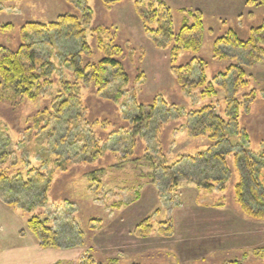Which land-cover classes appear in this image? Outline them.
<instances>
[{
  "label": "rangeland",
  "instance_id": "374dc122",
  "mask_svg": "<svg viewBox=\"0 0 264 264\" xmlns=\"http://www.w3.org/2000/svg\"><path fill=\"white\" fill-rule=\"evenodd\" d=\"M163 1L171 10L174 31L184 21L191 22L190 12L202 14L204 32L198 53L181 50L173 60L169 50L156 47L135 13V0L112 5L104 0H0V48L16 50L26 23L47 25L67 14L80 18L88 9L86 42L91 56L79 63L96 65L103 58L100 29L103 45L120 49L116 59L128 78L126 85L111 86L102 95L93 83L81 89V114L100 156L91 164H69L66 171L52 170L53 158L40 156L32 120L50 108L60 81L72 79V69L60 62L68 44L58 45L61 53L50 46L40 48L43 54L56 53V59L50 85L44 86L36 100L0 83V138L9 139L12 153L0 164V173L8 177L21 173L25 179V163L37 169L39 159L50 163L44 172L52 171L43 205L28 208L30 203H26L33 198L27 195L19 197L24 206L7 205L0 198V264H79L87 256L97 264H224L234 260L264 264V220L249 218L238 208L234 188L239 178L232 155L225 157L230 173L221 184L211 182L205 188L202 184L203 179L223 177L215 160L195 166L180 163L178 169L186 175L169 192H164L169 179L161 173L154 177L159 160L171 166L180 157L204 153L209 146L205 139L187 134L188 113L205 106L223 113L220 90L214 96L202 95L201 90L184 92L171 67L201 60L207 81H212L238 63L236 58L215 59L214 42L228 31L248 40L251 29L264 24V6L248 5L246 0ZM245 71L246 86L237 99L250 92L256 97L249 112L241 109L238 123L248 133V149L259 154L264 153V61ZM228 151L227 144L220 149L222 154ZM33 217L59 234L58 248H39L27 230ZM147 218L151 232L137 237L135 227ZM167 221L173 231L162 237L158 225Z\"/></svg>",
  "mask_w": 264,
  "mask_h": 264
},
{
  "label": "trees",
  "instance_id": "16d2710c",
  "mask_svg": "<svg viewBox=\"0 0 264 264\" xmlns=\"http://www.w3.org/2000/svg\"><path fill=\"white\" fill-rule=\"evenodd\" d=\"M104 1L107 5H112L122 0ZM246 4L264 6V0H246ZM134 10L145 32L153 37L156 47L169 50L171 59L174 60L181 50L192 53L200 51L204 32L200 12H190L191 22L184 21L180 28L174 31L171 10L163 0H135ZM90 19L91 13L85 9L80 18L67 14L58 16L54 22L47 25L26 23L20 29L21 43L16 50L0 48V83L14 87L21 96L34 101L40 96L44 86L50 85L48 78L56 59V53L43 54L40 48L50 46L61 53L63 50L58 45L68 44L60 62L72 69V79L60 81L59 90L50 108L37 114L32 120V126L37 131L34 143L40 146V156L45 154L53 158L52 170L66 171L67 165L72 163L91 164L100 156L98 143L81 114V89L93 83L98 94L102 95L111 86L120 88L128 82L122 64L116 59L121 53L120 49L104 46L100 29H97V33L103 58L96 65L81 66L79 63L82 57L91 56L90 47L86 42V28ZM213 50L215 59L236 58L238 63L227 67L224 73L218 74L210 82L206 79L201 60L193 59L184 66L171 67V72L182 91L190 93L201 90L202 95L214 96L218 89L224 95L223 113L214 106H205L186 115L187 134L191 138L205 139L209 146L204 153L180 157L171 166L159 160L154 164V177L161 173V176L169 179L164 191L169 192L186 175L178 169L180 163L188 161L195 166L201 163L209 164L211 160H215L223 177L203 179L202 184L204 188L211 182L221 184L230 173L225 157L232 155L233 166L239 178L234 188L238 208L249 218L264 220V153L255 154L248 149V133L241 130L238 123L241 109L249 112L256 96L254 92H250L240 100L237 99L239 90L246 86V68L264 61V24L252 28L246 41L240 40L233 31H228L214 42ZM160 103L166 110L165 102ZM155 106L156 104L149 111L153 112ZM138 110H141V107H138ZM166 112L169 113L167 110ZM160 124L158 123V126ZM224 144L229 145V151L222 154L220 149ZM9 146L7 137L0 138V164L11 156ZM39 160L41 166L37 169L30 168L28 161L25 163V179L21 173L14 177L0 173V198L4 204L15 203L20 206L19 197L24 195L33 198L32 202L26 203H30L28 208L36 206V203L44 204L52 171L44 172L50 163L47 160ZM200 182L198 181V184ZM5 197L6 200H3ZM27 230L33 235L39 248H58L59 234L45 221L33 217L27 223ZM172 231L171 221L158 225V232L162 237H167ZM150 232L149 218L140 222L134 229L137 237H145ZM79 264L97 263L87 256ZM224 264L242 263L234 260Z\"/></svg>",
  "mask_w": 264,
  "mask_h": 264
}]
</instances>
